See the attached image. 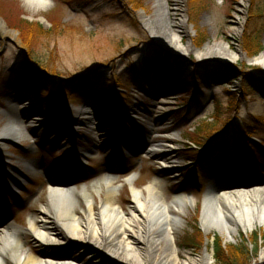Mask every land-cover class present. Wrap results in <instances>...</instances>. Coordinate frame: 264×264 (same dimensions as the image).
<instances>
[{
	"label": "rangeland",
	"instance_id": "obj_1",
	"mask_svg": "<svg viewBox=\"0 0 264 264\" xmlns=\"http://www.w3.org/2000/svg\"><path fill=\"white\" fill-rule=\"evenodd\" d=\"M153 3L154 0H50L45 10L36 12L25 0H0V24H4L12 32V36L0 34V130L8 122L11 108L14 118L10 119L27 128L31 136L30 140L21 141L18 145L6 144L0 151V211L6 208L8 200L15 208L7 209L8 213L17 215V227H21V231L28 230L29 217L38 216L42 205L48 202L50 182L76 187L79 192L87 185L91 191L95 180L105 179L108 171L119 177L118 183L121 186L117 202L128 212L132 206V197L130 185L125 179L137 175L134 180L137 189L145 191L156 181L161 195L168 202L178 196L195 198L196 205L188 206L186 214L182 216L185 226L176 234V246L182 260L194 264V260H198L207 250L213 256L212 263L216 264V243L227 250L228 246L239 245L245 241L250 254L249 264H264L261 260L264 230L257 227L248 235L239 231L234 240L213 233L207 240L201 231L199 219L206 187L214 191L221 187L230 189L237 186L234 183L236 180L250 176L248 172H240L238 167L237 171L233 168L234 143L242 141L243 131L250 138L243 141L253 143L254 156L257 155L251 156V159L264 154V68L251 66L244 59L224 61L221 59L224 53L217 49L206 51L223 44L230 52L249 57L242 42L252 32L247 25L252 27L255 16L258 15H261L258 20L259 43L264 51V0H167L168 17L160 21L162 26L157 28L163 39L169 31L179 38L185 48L191 46L192 50L185 54L168 50L146 28L142 15L147 18L155 17ZM133 19L140 29L136 27ZM22 20L30 25L37 24L42 30L37 38L35 34L32 36V49L29 52L21 44V32L26 30L20 26ZM29 33L30 31L26 33V38H31ZM197 52L204 53L205 59H198ZM166 53L182 59L178 62L171 61L170 63L175 64H166L165 67L152 65L145 72H139L134 80L131 79L132 67L144 69L145 59L154 60ZM30 60L40 70L45 71V76H41V81L45 83L65 85L68 78L86 76L92 71L102 77V83L95 80L89 86L82 87L83 89L79 85L73 86V83L63 93L65 104L59 107L62 106L65 117L71 118L72 125L69 120L63 121L60 115L42 109L41 102L36 99L39 96L29 89L21 91L24 89L21 81L22 62ZM226 67L233 72L226 71ZM234 70L242 74L238 81L235 80L239 77ZM163 72L170 75L177 86L165 80ZM54 74L57 76L54 77ZM117 78L121 83L119 87L114 80ZM197 78L203 83L208 81L206 89L197 86L200 84ZM248 80L253 81L250 85L253 91L241 95L244 85H249ZM108 82L113 83L121 93L118 106L122 116L127 115L128 108L136 106L138 108L135 109H140L138 112L146 117L144 121L148 125L145 123L144 126L141 125L142 128L134 125L133 128L128 125L127 120H120V117H113L111 120L107 117L110 128L101 136L103 133L99 131L98 125L102 120L98 118L106 114L99 107L97 96L106 95L109 101L110 98L114 99L112 90L104 87ZM175 88L178 92L186 88L189 94L193 92L198 99L191 100L178 94ZM45 90L46 94H55L59 92V87L53 88L50 85ZM234 97L238 98L237 107L233 106ZM23 101L36 105L35 113L43 119L40 129L31 130L28 127L30 113L14 111V104L15 107L22 108L19 104ZM145 111L148 114L143 115ZM216 119L222 122L225 119L231 120L232 128L223 136L226 140L224 147L219 143L221 139L212 143L214 157L209 164H201L204 173L198 172L197 178L196 170L199 165L188 162L183 152L191 146L190 140L199 135L203 136L205 130L215 124ZM68 123L70 127L67 126ZM56 126L57 129L54 128ZM49 129L51 137L48 138L42 132ZM60 129L66 133L71 131V134L56 145L52 140L59 136ZM154 130L156 134L152 135ZM124 132H128L130 136L133 132H138L142 141L136 142V138L133 143H129L123 135ZM120 135L123 136L118 139ZM152 143L151 150L154 153L146 154V148ZM125 145L130 154L129 160L123 162L119 155L124 151L121 147ZM257 145L262 146L259 149ZM84 150L91 152L87 155L91 161L89 160V165L83 170L80 167L84 166L75 160H82ZM31 162L42 167L39 171H29L27 165ZM224 162L227 163L224 165ZM250 166L258 182L249 181L246 189H264V161ZM223 168L229 170L226 175L222 172ZM59 171H63L65 175ZM9 176L17 182L19 190L15 189L17 195L6 197V187H11ZM40 185H44L42 189H39ZM95 200L99 204L97 197ZM6 219L9 221V218ZM254 236L258 237L256 247L251 245L254 243ZM187 238L194 240L187 241ZM27 239L35 256L46 251L30 237L27 236ZM138 240L139 248L145 251L146 243ZM65 247L72 249L65 253L54 250L52 254H68L80 261H86L87 264L120 263L102 251L76 250L79 245L68 242ZM162 247H165V243ZM255 250L257 251L254 252ZM226 255L229 256L231 264H243L245 261V258L229 255V252Z\"/></svg>",
	"mask_w": 264,
	"mask_h": 264
},
{
	"label": "bare ground",
	"instance_id": "obj_2",
	"mask_svg": "<svg viewBox=\"0 0 264 264\" xmlns=\"http://www.w3.org/2000/svg\"><path fill=\"white\" fill-rule=\"evenodd\" d=\"M25 2L32 10L40 12L47 8L50 0ZM153 5L155 17L147 18L142 15V18L156 41L174 53L185 54L192 50L191 46L185 48L179 38L168 30L166 35L163 34L164 39L162 38L158 28L162 26L160 21L168 17V3L167 0H154ZM0 34L12 36V32L4 24H0ZM214 49L224 53L221 58L224 61L244 59L251 66L264 68V51L253 58L230 52L223 44L206 51ZM201 52H197L198 59H205L206 56ZM21 71L27 75L33 74L27 67H23ZM58 101L65 99L58 98ZM12 113L10 111L9 116L6 115L8 122L0 130V146H4L9 140H30L27 130L10 119L14 118ZM30 169L37 171L39 167L32 166ZM136 178L137 175H134L125 179L130 185L132 197V206L128 212L117 202L121 184L116 176L108 175L105 179L96 181L91 185V191L87 187L79 192L78 189L51 184L48 202L42 205L38 216L30 217L28 230L21 231L18 227L5 224L0 226V264H87L76 258L62 261L46 254L35 256L27 236L46 249L62 248L68 242L94 252L102 251L114 257L119 264H192L180 258L176 234L185 226L182 216L186 214L188 206L196 205L195 198L178 196L168 202L161 195L156 181L144 191L136 188ZM95 197L99 199V204ZM199 217L201 231L207 240L213 233L234 240L239 231L248 235L257 227L264 230V189L229 191L221 188L207 192L204 194ZM138 239L146 243L145 251L139 248ZM261 260L264 261V251ZM212 262L213 256L207 250L198 260H194V264H213Z\"/></svg>",
	"mask_w": 264,
	"mask_h": 264
},
{
	"label": "trees",
	"instance_id": "obj_3",
	"mask_svg": "<svg viewBox=\"0 0 264 264\" xmlns=\"http://www.w3.org/2000/svg\"><path fill=\"white\" fill-rule=\"evenodd\" d=\"M126 1L128 2L130 0H126ZM131 1H133V0H131ZM255 17H256L255 19L257 21L254 19L255 23H253V26L250 27V24L247 25V28L248 27L251 28L250 29L252 31L251 34L249 33V35L244 38L245 41L243 40V42H242L244 45L243 47H245V51L250 58L258 56L263 51V47L259 43L260 42V37H259L260 36V32H259L260 27L258 28V20H260L261 15H258ZM249 23H250V21H249ZM20 26L22 28L24 27L26 29L25 32H21L22 37H23V39H22L23 46H25L26 48H28L31 51L32 44H31L30 40L32 39V36L35 34V38H37L38 34H40V33L42 34V30L39 27V25H37V24L36 25L31 24L30 25L28 23L23 22V20L20 21ZM29 31H30L29 34H31V38L30 37L26 38L27 37L26 33ZM24 39H26V40L24 41ZM166 57H167L166 60L167 61L169 60V62L163 61L161 63L170 64L171 61H175V62L180 61V59H178V58H172L169 56H166ZM156 62H157V60L154 61L153 59L152 60L145 59L143 62V65H144L143 67H145L144 68L145 70H148L149 67H151ZM25 67H27L29 70H31L33 72V74L27 75V77L29 76L28 77L29 84L31 86L33 85L32 87L34 90H36V93L41 94V92L44 90H42L43 89L42 86L41 87L39 86V80L41 82V76L44 77L45 74L39 73L30 64H25ZM136 71H138V68L135 66L130 69V75H131L132 79L135 78V75L137 73ZM55 76H57V74H54V77ZM92 80L102 81V77L100 75L97 76L92 71V72H90L88 77H84V76L75 77L74 82L77 84V83H82L85 81H92ZM114 80H115V82H117V85L121 84L120 81L118 80V78L114 79ZM44 83L45 82H43V84ZM109 83L110 82H108V84ZM111 84H112L111 88L114 89L115 85L113 83H110L109 85H111ZM251 90L252 89L245 84L243 87L242 93H243V95H246L247 92L251 93ZM58 98H59L58 94H49L48 96L45 95V97L42 100V103L45 104V106L48 108L56 109L57 105H58ZM234 103H235V105L233 104V106L237 107L238 106L237 105L238 104L237 97L236 98L234 97ZM99 104L101 105L102 108H104L108 111H111V108L109 107L107 100L105 98H103ZM217 119H216L215 124L211 125V127L207 128L205 130L203 136L199 135L197 137L192 138L191 140L189 139L191 141V143L196 145L198 148L204 147L205 148L204 151L199 152V151L193 150L191 148L187 149L186 151L183 152V155L185 158H187L188 160H193V159L198 158L199 156H201V157L203 156V158H205L206 160H209L212 157H214L210 147L207 146L206 143L211 138H214L215 136H218L219 134H221L222 131H225V130L228 131V129H231V125H232L231 120H229V119H225V122H222L221 120H217ZM251 130H253V129H251ZM242 133H243V139L244 140H246V138L250 139L244 131ZM243 139H242V141H235V147H236V150H235L236 153L235 154L238 157L237 161H241V160L244 162L251 161V156L256 157V156H254L255 149H254L253 143L250 142V144H248L247 142H244ZM258 146L259 145H257V147ZM189 240L193 241L194 239L187 238V241H189ZM187 243L190 244V242H187ZM251 245H254V247H256L258 245V237L257 236H254V243H252ZM256 251L257 250H255L254 252H256ZM215 252H216V256H217L216 257V264H231V260H230L229 256L226 255V253H228V252H229V255H236L238 258L239 257L245 258V261L243 262V264H249L250 263L248 261L249 260L248 255H250V254L248 252V247L245 245V241H243L239 245L228 246L227 250L222 248L221 245H219V243H216Z\"/></svg>",
	"mask_w": 264,
	"mask_h": 264
},
{
	"label": "water",
	"instance_id": "obj_4",
	"mask_svg": "<svg viewBox=\"0 0 264 264\" xmlns=\"http://www.w3.org/2000/svg\"><path fill=\"white\" fill-rule=\"evenodd\" d=\"M159 46V45H158ZM160 47V46H159ZM161 48V47H160ZM164 50V49H163ZM80 249H85L84 247H81ZM91 251V250H90Z\"/></svg>",
	"mask_w": 264,
	"mask_h": 264
}]
</instances>
